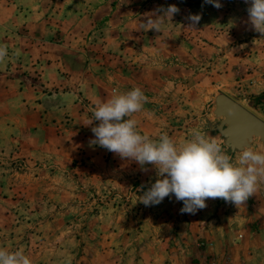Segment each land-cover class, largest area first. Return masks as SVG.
Instances as JSON below:
<instances>
[{
    "label": "rangeland",
    "instance_id": "rangeland-1",
    "mask_svg": "<svg viewBox=\"0 0 264 264\" xmlns=\"http://www.w3.org/2000/svg\"><path fill=\"white\" fill-rule=\"evenodd\" d=\"M220 3L0 0L7 50L0 61V247L31 264H192L200 242L214 234L216 249L236 264H264V183L237 207L208 199L195 214L181 213L174 195L145 206L138 198L155 182L154 167L141 171L92 145L84 126L98 100L134 87L147 102L131 118L154 139L167 133L181 144L206 129L217 91L264 120V82L257 80L264 78V35L246 23L244 0ZM172 4L180 11L160 32L140 28L149 13ZM189 14L201 16L195 30L187 28ZM40 60L56 65L52 85L42 80ZM15 76L32 78L41 93L13 90L7 78ZM62 92L70 94L62 100L68 106L43 124L54 129L21 126L27 113L42 122L45 102Z\"/></svg>",
    "mask_w": 264,
    "mask_h": 264
},
{
    "label": "clouds",
    "instance_id": "clouds-1",
    "mask_svg": "<svg viewBox=\"0 0 264 264\" xmlns=\"http://www.w3.org/2000/svg\"><path fill=\"white\" fill-rule=\"evenodd\" d=\"M204 3L222 7L220 0H204ZM244 3L249 4L246 23L264 35V0H244ZM179 11L174 4L160 6L147 15L146 23H140V28L160 32L164 21H171ZM187 19V28L195 30L201 16L189 14ZM6 55V48L0 45V61ZM146 102L143 90L134 87L98 100L92 117L84 124L91 126L92 145L114 153L121 160L136 162L141 171H149L146 165L154 167L157 178L139 196V202L153 206L174 195L183 203L181 213L195 214L207 206L208 199H223L236 207L242 206L264 183V152L254 151L250 146L242 148L233 160L210 132L194 131L192 138L181 144L167 133L157 139L140 133L137 121L131 117L141 112ZM0 264H31V261L20 251L0 247Z\"/></svg>",
    "mask_w": 264,
    "mask_h": 264
},
{
    "label": "water",
    "instance_id": "water-1",
    "mask_svg": "<svg viewBox=\"0 0 264 264\" xmlns=\"http://www.w3.org/2000/svg\"><path fill=\"white\" fill-rule=\"evenodd\" d=\"M210 98L214 119L203 131L216 137L230 156H239L249 146L264 150V120L221 91Z\"/></svg>",
    "mask_w": 264,
    "mask_h": 264
},
{
    "label": "crops",
    "instance_id": "crops-1",
    "mask_svg": "<svg viewBox=\"0 0 264 264\" xmlns=\"http://www.w3.org/2000/svg\"><path fill=\"white\" fill-rule=\"evenodd\" d=\"M23 50L25 51V49H23ZM42 55L46 56L45 57L46 59L48 58V54H46L45 52H43ZM41 59H43V58H41ZM49 63L47 61L40 60L39 62H36V67L42 68V69H40V70H42V75H41L42 80H44L46 82V84L52 85L53 82L48 81L51 78L50 68H52L56 65L51 63V62H49ZM58 78H59L58 80H61L60 75H58ZM257 80L264 82V78H258ZM7 84H8V86H13L14 87V88L12 87L13 90H18V93H20V94H26V93L32 94L33 93L34 95L38 96L37 94L41 93V89H40L41 86L38 88V87H36V85L35 86L32 85V78H28V77H24V78L20 77L19 78L18 76H15L14 78L8 77L7 78ZM253 90H251V92H253ZM259 92L260 91H258V90H256V91L254 90L255 95L260 94ZM42 93H43V91H42ZM56 96H58V97L55 101L51 102V99H49L48 101L45 102L44 109L42 110L44 113L43 118L41 119L42 122L36 121V112L33 114L27 113L24 115V117L30 118V120L28 121L29 123H25L26 121H24L23 123H25V124L21 123V124H23L21 126H23L25 129H27V128H32V129L38 128V129H40L41 128L42 131L44 129H50V130L54 129V127H51L50 125H44L43 126V124L46 122H49V121L53 122L54 120H58L60 118L61 114L63 113V110L65 109L64 108L65 105L68 106V104H69L67 100L70 98V94L62 92L60 94H57ZM63 99H67V100L62 102ZM54 104H57V105H54ZM52 107H54L55 109H53ZM45 110H46V112H45ZM31 118H33V121H36V122H33L31 120ZM244 220H247V219H243L242 222ZM217 237L214 234H210L209 237H207V238H205V240L203 239L201 241V242H204L203 252L205 254H210V255L215 256L217 258V260H219L221 263H223L224 261H227V263H229V264H236L234 262V260L230 257L229 253H223V252L217 250L218 248L214 244V241H217ZM239 237H241V235H239ZM200 248L202 249V247H200ZM200 254H201V252H200Z\"/></svg>",
    "mask_w": 264,
    "mask_h": 264
},
{
    "label": "built area",
    "instance_id": "built-area-1",
    "mask_svg": "<svg viewBox=\"0 0 264 264\" xmlns=\"http://www.w3.org/2000/svg\"><path fill=\"white\" fill-rule=\"evenodd\" d=\"M199 246L202 247L203 249L204 242H200ZM200 256L201 257L195 260L194 262H192V264H229L227 263V261L221 263L219 260H217L215 256L210 254H205L204 252H201Z\"/></svg>",
    "mask_w": 264,
    "mask_h": 264
}]
</instances>
